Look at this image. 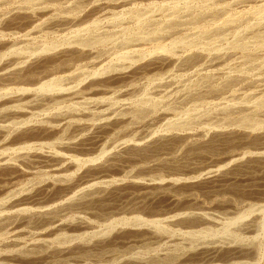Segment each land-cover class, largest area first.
<instances>
[{
    "label": "rangeland",
    "instance_id": "374dc122",
    "mask_svg": "<svg viewBox=\"0 0 264 264\" xmlns=\"http://www.w3.org/2000/svg\"><path fill=\"white\" fill-rule=\"evenodd\" d=\"M174 1L0 0V264H264V0Z\"/></svg>",
    "mask_w": 264,
    "mask_h": 264
},
{
    "label": "bare ground",
    "instance_id": "6f19581e",
    "mask_svg": "<svg viewBox=\"0 0 264 264\" xmlns=\"http://www.w3.org/2000/svg\"><path fill=\"white\" fill-rule=\"evenodd\" d=\"M126 1H127V0H126ZM180 1H181V0H179V1L177 0L176 2H180ZM187 1H188V0H187ZM130 2H131V0H130ZM174 2H175V1H174ZM176 2H175V3H176ZM181 2H183V0H182ZM184 3H185V1H184ZM176 5H177V4H176ZM208 5H209V4H208ZM258 6H259V5H258ZM260 6H261V5H260ZM262 6H263V5H262ZM174 7H175V6H174ZM202 7H203V5H202ZM205 7H206V6H205ZM257 8H258V7H257ZM263 8H264V7H263ZM174 9L177 10L176 8H174ZM253 9H254V8H253ZM253 9H252V10H253ZM248 11H249V10H248ZM254 11H255V9H254ZM263 11H264V10H263ZM263 11H261V12H263ZM174 12H176V11H174ZM177 12H178V11H177ZM261 12H260V13H261ZM210 13H211V12H210ZM244 13L246 14V12H244ZM242 14H243V13H242ZM245 14H244V15H245ZM257 14H258V13H257ZM258 17H259V16H258ZM237 18H239V17H237ZM262 18H264V17H262ZM235 19H236V18H235ZM230 20H232V19H230ZM233 20H234V19H233ZM227 21H229V20H227ZM169 23H171V22H169ZM226 23H227V22H226ZM226 23L224 22L225 25H226ZM229 23H230V22H229ZM169 25H173V23H172V24H169ZM219 25H220V24H219ZM219 25H218V27L221 28L220 26H222V25H220V26H219ZM227 25H230V24H227ZM222 27H223V26H222ZM205 28H206V27H205ZM204 30H205V29H204ZM206 30H208V29H206ZM160 31H161V30H159V32H160ZM157 32H158V31H157ZM203 32H204V31H203ZM205 32H206V31H205ZM200 33H202V32H200ZM200 33H199V34H200ZM207 33H208V31H207ZM199 34H198V35H199ZM204 35H205V34H204ZM204 35H203V36H204ZM196 38H197V37H196ZM196 41H197V40H196ZM213 41H214V40H213ZM192 42H193V40H192ZM239 43H240V42H239ZM237 44H238V43H237ZM212 46H213V45L211 44V48H210V49H212ZM232 46H234V45H232ZM237 46L240 47V46H243V45L240 44V45H237ZM237 46H235V47L237 48ZM208 47H209V46H208ZM240 48H242V47H240ZM157 49H163V46H160V45H159ZM213 49H214V47H213ZM243 49H244V48H243ZM245 51H246V50H245ZM189 58H190V55H189ZM189 58H188V59H189ZM188 59L185 60V61H190V59H189V60H188ZM191 59H193L192 56H191ZM72 73H73V75H77V73H76V74H74V72H72ZM72 73H71V75H72ZM9 75H10V74H9ZM16 75H17V74H16ZM32 75H33V74H32ZM65 76H66V75H65ZM68 77H69V76H68ZM70 77H71V76H70ZM24 78H25V77H24ZM63 78H64V76H63ZM45 86H46V85H45ZM48 87H51V84H48V85H47V88H48ZM44 88H45L44 85H42L41 87H39L40 90H41V89L44 90ZM39 92H40V91H39ZM39 92H38V93H39ZM262 96L264 97V95H262ZM260 98H261V103H263V100H262L263 98H262L261 96H260ZM257 100H258V98H257ZM257 100H256V101H257ZM259 101H260V99H259ZM32 102H33V101H32ZM229 103H230V102H229ZM232 103H233V102H232ZM252 103H253V102H252ZM255 103L257 104V102H255ZM247 104H248V103H247ZM247 104H246V106H250V105H247ZM250 104H251V103H250ZM253 104H254V103H253ZM243 105H244V104H243ZM258 105L262 107L264 104H263V105H262V104L260 105L259 102H258ZM230 106H232L231 103H230ZM233 106L236 107L235 105H233ZM244 106H245V105H244ZM256 106H257V105H256ZM234 107H233V108H234ZM261 107H260V108H261ZM246 108H247V107H246ZM254 108H255V107H254ZM256 108H257V107H256ZM260 108H259V109H260ZM254 110H255V109H254ZM256 110H257V109H256ZM251 111H252V110H251ZM255 112H256V111H255ZM138 113H139V112H138ZM140 113H141V111H140ZM74 121H76V119H75ZM78 122H79V121H78ZM78 122H77V123H78ZM75 123H76V122H75ZM77 123H76V124H77ZM76 124H75V125H76ZM79 126H80V123H79ZM59 144H60V143H59ZM205 150L208 151V150H210V148L208 147V148L205 149ZM21 151H22V150H21ZM195 151H196V150H195ZM23 152H24V151H23ZM189 152H190V150L188 149V152H186V153H189ZM195 153H196V152H195ZM55 155H58V154H55ZM60 155H61V154H60ZM60 155H59V156H60ZM187 155H188V154H187ZM29 156H30V155H29ZM49 156H50V155H49ZM53 156H54V154H53ZM53 156H51L50 158H47V155H46V159H47V161L49 162V163H48V166L51 167L53 170L56 171V170H59V169H60L59 166H56V165H59V162H58V161L61 160L62 157H61L60 159H58V158H56V159H55V158H54V159H51V158H53ZM25 157H26V156H25ZM42 157H43V156H42ZM44 157H45V156H44ZM54 157H55V156H54ZM56 157H57V156H56ZM44 159H45V158H44ZM62 159H63V158H62ZM172 159H173V158H172ZM57 160H58V161H57ZM74 160H76V159H74ZM78 160H79V159H78ZM165 160H166V162L169 161L167 158H166ZM31 161H32V160H30V163H31ZM34 161H35V160H33V162H34ZM44 161H46V160H44ZM44 161H43V162H44ZM76 161H77V160H76ZM7 162H8V161H7ZM33 162H32V163H33ZM78 162H79V161H78ZM78 162H76V163H78ZM57 163H58V164H57ZM8 164H9V163H8ZM79 164H80V163H78V165H79ZM4 165H5V163H4ZM13 166H14V165H13ZM5 167L8 168V169L11 168V167L9 168V166H5ZM5 170H6V169H5ZM12 172H13V171H12ZM10 175H11V174H9L8 176H10ZM58 179H59V178H58ZM58 179H56V180L59 181ZM60 180H61V179H60ZM90 198H92V197H90ZM83 199H84V198H83ZM83 199H82V200H83ZM88 199H89V198H88ZM94 199H95V198H94ZM2 200H3V199H2ZM90 200H91V199H90ZM90 200H88V201H90ZM95 200H97V199H95ZM98 200H100V199H98ZM88 201L84 202V204H85V205H86V204L88 205V203H89ZM92 201H94V200H92ZM96 202H97V201H96ZM90 203H92V202H90ZM98 203H99V202H98ZM51 207H52V206H51ZM56 209H57V208H54V209L51 210V208H50V210L48 209L47 211L45 210L46 212L38 213V214L35 212V213L37 214V217H33V218H32V216H35L34 214H33V215H32V214H28V218H27V217H24L23 220L19 222V225H23L24 227H25V225H27L28 223H29V224H33L34 227H41V226H43L45 223H46V224L48 223V224L54 225L55 222H56V220H57V219H56V218H57V210H56ZM58 209H59V208H58ZM59 210H60V209H59ZM62 211H63V210H62ZM5 213H6V212H5ZM6 214H7V213H6ZM12 215H13V214H12ZM29 215H30V217H29ZM10 216H11V215H8L5 219L8 220V219L10 218ZM2 218H3V215H2ZM5 219H4V220H5ZM10 219H11V218H10ZM10 219H9V220H10ZM4 220H3V223L5 222ZM7 220H6V221H7ZM5 223L7 224V222H5ZM8 223H9V222H8ZM24 224H25V225H24ZM29 224H28V225H29ZM156 226H157V225H156ZM53 227H54V226H53ZM157 228H158V226H157ZM18 230H19L18 232H22L21 229H18ZM159 233H160V232H159ZM39 234L41 235V234H42V231L39 232ZM190 234H191V233H190ZM190 234H189V235H190ZM42 235H43V234H42ZM42 238H43V237H42ZM46 240H47V239H46ZM46 240L44 241V240L42 239V242H41V243L47 242ZM40 241H41V239L39 240V242H40ZM43 241H44V242H43ZM143 241H144V240H143ZM39 244H40V243H39ZM35 247H36V246H35ZM35 247H34V249H35ZM37 248H39V247H36V249H37ZM37 255H38V254H37ZM152 262H153V261H152ZM156 264H157V263H156Z\"/></svg>",
    "mask_w": 264,
    "mask_h": 264
}]
</instances>
